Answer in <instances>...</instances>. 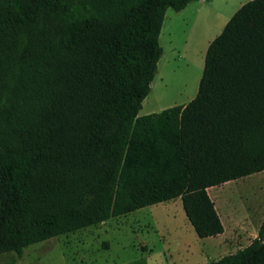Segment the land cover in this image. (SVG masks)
<instances>
[{"label":"trees","instance_id":"1","mask_svg":"<svg viewBox=\"0 0 264 264\" xmlns=\"http://www.w3.org/2000/svg\"><path fill=\"white\" fill-rule=\"evenodd\" d=\"M192 1L0 0V254L176 198L224 232L208 189L264 171V0L210 42L190 102L139 115ZM209 264H264V220Z\"/></svg>","mask_w":264,"mask_h":264},{"label":"rangeland","instance_id":"2","mask_svg":"<svg viewBox=\"0 0 264 264\" xmlns=\"http://www.w3.org/2000/svg\"><path fill=\"white\" fill-rule=\"evenodd\" d=\"M248 1L194 0L183 11L167 10L160 39L164 54L139 115L184 105L196 96L208 39L218 36ZM209 191L225 226L221 235L199 237L176 198L29 245L21 257L2 253L0 264H209L258 235L264 171Z\"/></svg>","mask_w":264,"mask_h":264},{"label":"crops","instance_id":"3","mask_svg":"<svg viewBox=\"0 0 264 264\" xmlns=\"http://www.w3.org/2000/svg\"><path fill=\"white\" fill-rule=\"evenodd\" d=\"M189 5H190V4H189ZM183 10H184V9H183ZM183 10H182V11H183ZM166 13H167V12H166ZM162 28H163V27H162ZM161 35H162V30H161V34H160V39H161ZM215 37H216V36H215ZM215 37H214V38H215ZM214 38H213V39H214ZM211 39H212V38H211ZM211 39H208V41H207V44H206V45H207V46H206L207 48H208L210 42L212 41ZM179 52L182 53L181 50H180ZM182 54H183V53H182ZM204 61H205V59H204ZM214 187H216V186H213V187H211V188H214ZM209 190H210V188L208 189V192H209V194H210V191H209ZM210 196H211V194H210ZM211 198H212V196H211ZM212 200H213V198H212ZM213 201H214V200H213ZM216 209H217V207H216ZM217 211H218V209H217ZM218 213H219V212H218ZM222 222H223V221H222ZM223 224H224V223H223ZM224 228H225V226H224ZM219 235H221V234H219ZM217 236H218V235H217ZM256 237H257V236H256Z\"/></svg>","mask_w":264,"mask_h":264}]
</instances>
